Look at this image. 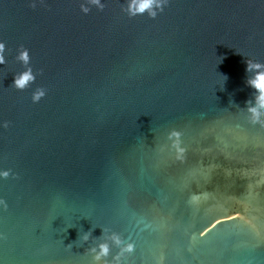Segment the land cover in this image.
<instances>
[{"label": "water", "instance_id": "obj_1", "mask_svg": "<svg viewBox=\"0 0 264 264\" xmlns=\"http://www.w3.org/2000/svg\"><path fill=\"white\" fill-rule=\"evenodd\" d=\"M85 2L0 0V264H90L101 226L136 243L127 264H264V127L246 111L264 0H171L155 19ZM21 45L44 69L23 92Z\"/></svg>", "mask_w": 264, "mask_h": 264}, {"label": "clouds", "instance_id": "obj_2", "mask_svg": "<svg viewBox=\"0 0 264 264\" xmlns=\"http://www.w3.org/2000/svg\"><path fill=\"white\" fill-rule=\"evenodd\" d=\"M171 4V0H127V5L122 9L130 18L136 16H142L147 14L149 17L155 19L161 13L165 11ZM98 7L101 11L105 5L102 0H86L85 3H81L80 9L84 14H90L92 12L91 6ZM33 6L35 7V0H33ZM9 49L7 42L0 39V65L8 64ZM15 61L23 65V70L15 72L12 88L18 91H25L31 88L35 84L37 76L44 75V69L41 68L38 71L34 70L32 64L31 49L21 45L15 55ZM247 71L253 73V76L248 79L247 83L257 90L258 95L256 97V103L253 104L251 100L247 101V113L249 114V120L254 125H260L264 127V63L256 60H247ZM48 95V89L45 87H39L32 93V102L38 104L41 100ZM4 127H10L11 122L5 121ZM182 132L177 129H172L168 133V140L171 142V150L175 152L177 160L183 159L186 152V148L183 147ZM167 147V146H165ZM11 175V169L0 170V176L7 178ZM0 206L5 209L8 208V204L5 200L0 199ZM102 239H98L97 242L86 249V255L91 258L90 264H127L128 257L136 251V243L133 240L126 239L120 232L111 231L101 226ZM3 234L0 233V238ZM92 238L91 230L82 236V241H88ZM113 246L118 251L113 255ZM72 248V244L67 246Z\"/></svg>", "mask_w": 264, "mask_h": 264}]
</instances>
